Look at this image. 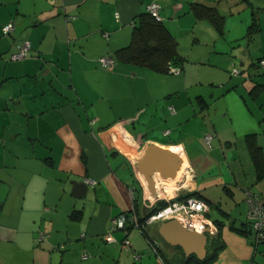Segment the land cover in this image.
Here are the masks:
<instances>
[{
  "label": "crops",
  "instance_id": "obj_1",
  "mask_svg": "<svg viewBox=\"0 0 264 264\" xmlns=\"http://www.w3.org/2000/svg\"><path fill=\"white\" fill-rule=\"evenodd\" d=\"M154 1L180 69L103 67L98 58L129 43ZM193 5L214 9L222 29ZM262 59L264 0H0V264H158L143 230L162 264H197L159 235L162 221L139 220L157 193L180 189L208 205L216 226L208 264H264L245 200L247 189L264 200ZM147 144L181 158L172 195L158 189V172L150 192L136 168ZM122 213L127 231L112 229Z\"/></svg>",
  "mask_w": 264,
  "mask_h": 264
},
{
  "label": "built area",
  "instance_id": "obj_2",
  "mask_svg": "<svg viewBox=\"0 0 264 264\" xmlns=\"http://www.w3.org/2000/svg\"><path fill=\"white\" fill-rule=\"evenodd\" d=\"M159 3L154 1L147 6V10L157 19L160 20L161 17L158 13ZM13 26L11 23L3 25V33H9L12 30ZM106 35V34H105ZM30 48L29 42H26L19 51L10 54L12 60L23 58L27 55V52ZM100 64L105 68H112L114 64V59L111 56H101L98 58ZM260 63L264 64V60H261ZM174 72H177V69H172ZM176 70V71H175ZM238 69L233 68V73H237ZM172 110V107H170ZM211 139V134L204 137V141L209 143ZM183 163L181 162L180 168H182ZM185 170V168H184ZM86 181L91 184H95L96 180L92 178H87ZM182 181L179 183V187L182 186ZM179 193H175L171 197L163 198L158 196L156 200H165L166 205L158 208L149 216H147L142 226L150 224L154 221H164L168 219L175 218L177 219L185 228L189 230H195L201 232L205 230L206 227L209 228V232L216 229L215 224L206 216V211L208 210V205L200 198L195 196H187L179 198ZM246 203L248 204V219L250 223L252 239L254 246L264 242V201L258 195V193L251 191L250 189L246 190ZM126 220L125 214H119L118 216L111 219V228H123ZM132 220L135 222L136 226H139V223L134 217ZM42 237V233H40ZM154 253L157 255L158 264L161 263V257L157 251V245L154 243H148Z\"/></svg>",
  "mask_w": 264,
  "mask_h": 264
},
{
  "label": "trees",
  "instance_id": "obj_3",
  "mask_svg": "<svg viewBox=\"0 0 264 264\" xmlns=\"http://www.w3.org/2000/svg\"><path fill=\"white\" fill-rule=\"evenodd\" d=\"M193 9L194 14L197 17L200 18L205 16L209 18L219 30L222 29V17L219 16L214 9L196 5H193ZM250 28H254V22L251 24ZM111 57L114 61L118 60L125 63L141 65L151 70L164 73L174 72L172 70L173 68L179 70L180 68H176L174 64L182 63L183 61V56H181L177 50L175 37L171 35L166 26L162 23L161 19L157 20L148 10L137 15L133 24L129 43L115 50ZM187 196L195 195L193 192H190L178 197L183 198ZM166 203L167 202L165 200L157 201L149 210H147V212L145 211V214L139 220L143 222L147 216L158 208L166 205ZM127 220L128 217L126 215L124 228H122L126 231ZM142 233L147 238L148 243H154L157 245V242L146 232V230H143ZM193 257L195 258L197 264H208L214 256H207L204 259L199 260L194 255H190L185 257V260L189 262V260L193 259Z\"/></svg>",
  "mask_w": 264,
  "mask_h": 264
},
{
  "label": "water",
  "instance_id": "obj_4",
  "mask_svg": "<svg viewBox=\"0 0 264 264\" xmlns=\"http://www.w3.org/2000/svg\"><path fill=\"white\" fill-rule=\"evenodd\" d=\"M181 165V158L171 149L157 144H147L144 152L136 161V168L146 183L148 189L155 193V180L153 175L158 172L162 179L174 178ZM77 191L75 196L85 194V182H73ZM158 233L165 242L180 247L186 257L195 255L202 260L206 255V245L209 239V228L198 232L185 228L177 219L162 221L158 226Z\"/></svg>",
  "mask_w": 264,
  "mask_h": 264
},
{
  "label": "rangeland",
  "instance_id": "obj_5",
  "mask_svg": "<svg viewBox=\"0 0 264 264\" xmlns=\"http://www.w3.org/2000/svg\"><path fill=\"white\" fill-rule=\"evenodd\" d=\"M184 44V45H183ZM188 43H186L185 44V42L184 43H182L181 44V47H184V49H185V45H187ZM186 50V49H185ZM230 73L232 74L233 73V68L230 70ZM113 110H115V109H113ZM110 112H112V110H110ZM114 112V111H113ZM219 112H221V110L219 111ZM180 173H179V175L177 176L178 177V181H176V180H172V179H169V180H164V179H162L159 175H157V177H156V180H157V185H158V189L160 190V192H162L165 196H169V195H172L173 193H175L176 191V187H177V182H179V180H181L182 178H183V176H182V168L180 169V171H179ZM189 178H190V176H189ZM178 191H180L179 193H185V191L184 190H182V189H180V190H178ZM177 191V192H178ZM209 217H213V219H214V216H209Z\"/></svg>",
  "mask_w": 264,
  "mask_h": 264
},
{
  "label": "bare ground",
  "instance_id": "obj_6",
  "mask_svg": "<svg viewBox=\"0 0 264 264\" xmlns=\"http://www.w3.org/2000/svg\"><path fill=\"white\" fill-rule=\"evenodd\" d=\"M154 179V178H153ZM167 179V178H166ZM146 184V183H145ZM147 186V185H146ZM148 188V187H147ZM149 190V189H148ZM150 191V190H149ZM134 222V221H133ZM133 224H135V222L133 223Z\"/></svg>",
  "mask_w": 264,
  "mask_h": 264
},
{
  "label": "clouds",
  "instance_id": "obj_7",
  "mask_svg": "<svg viewBox=\"0 0 264 264\" xmlns=\"http://www.w3.org/2000/svg\"><path fill=\"white\" fill-rule=\"evenodd\" d=\"M165 221V220H164Z\"/></svg>",
  "mask_w": 264,
  "mask_h": 264
}]
</instances>
